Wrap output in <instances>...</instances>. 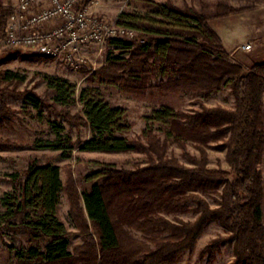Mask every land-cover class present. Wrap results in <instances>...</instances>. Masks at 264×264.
I'll list each match as a JSON object with an SVG mask.
<instances>
[{
    "label": "trees",
    "instance_id": "obj_1",
    "mask_svg": "<svg viewBox=\"0 0 264 264\" xmlns=\"http://www.w3.org/2000/svg\"><path fill=\"white\" fill-rule=\"evenodd\" d=\"M2 9L0 0V31H5ZM219 9L221 15L237 12L230 7ZM209 21L194 8H179L171 2L161 6L158 17L121 14L117 24L147 36V41L135 48L126 41H110L126 49L129 57L111 59L92 80L140 94L149 89L157 74L162 80L174 82L176 90L206 98L231 87L233 109L201 104L198 110L186 113L164 107L145 119L141 139L129 140L122 136L131 130L125 109L106 102L95 88L82 90L77 99L76 86L68 80L47 78L54 105H83L84 117L73 118L74 123L88 126L92 138L80 144L81 151L142 153L147 165L132 172L107 165L88 177L91 182L101 181L94 183L89 192L70 194V217L84 239L80 253L75 255L69 248L71 233L58 216L65 190L61 169L32 162L26 179L1 199L4 211L0 212V234L25 233L32 241L44 244L29 249L9 245L17 264H176L181 255L195 250L212 221L219 222L232 235L234 264H264V193L259 169L264 154V62L248 68L229 61V52ZM14 78L7 73L4 80ZM9 96L21 97L3 87L0 80V124L11 114ZM27 100L38 110L44 108V102L32 93L27 94ZM48 109L53 111V107ZM61 132L62 127H56V140H38L34 148L61 151L63 158L69 159L74 144ZM189 141L195 144L200 157L190 155ZM219 142H224L227 150L230 172L208 166L207 149L211 143ZM170 143L183 150L190 166L169 156ZM13 147L11 142L0 141V150ZM12 178L19 182L18 176ZM219 183L224 184L221 200L217 208H212L196 190ZM192 205L199 213L193 222H172L158 215L161 211L186 212ZM124 207V217L134 221L138 231L154 233L148 243L120 227L118 209ZM219 244L216 241L207 248L208 264L214 263Z\"/></svg>",
    "mask_w": 264,
    "mask_h": 264
},
{
    "label": "rangeland",
    "instance_id": "obj_2",
    "mask_svg": "<svg viewBox=\"0 0 264 264\" xmlns=\"http://www.w3.org/2000/svg\"><path fill=\"white\" fill-rule=\"evenodd\" d=\"M171 2L179 8H194L209 18V24L221 38L224 47L229 52L228 60L250 68L255 63L264 62V0H102L93 9L97 16L105 18L110 23H117L121 14H142L158 17L161 6ZM18 5V0H3L2 16L7 23L9 15ZM219 7H230L237 12L230 15H221ZM6 31H0V80L3 87L21 95V97H8L11 114L0 124V141H8L15 145L9 150H0V212L4 211L1 199L5 194L14 191L20 183L26 179L30 164L37 161L41 165H55L61 169V179L65 190L61 194L58 216L67 230L71 233L70 251L77 255L84 245L82 233L77 228L76 222L70 217V194L78 196L89 192L94 183L100 180L89 181L88 177L96 171L111 165L121 171H136L147 165L146 156L142 153H105L83 152L80 144L92 138L88 126L74 123L73 118L84 117L83 105L78 103L71 108L56 106L52 101V94L48 89L47 78H60L68 80L76 86V98L82 90L95 88L102 98L114 107H120L127 112V121L131 130L122 134L129 140H139L146 129L145 119L154 111L164 107H170L178 112H193L200 108L201 104L209 108L224 107L233 109L235 97L231 87L206 98L199 94H187L174 89L175 83L167 78L155 74L149 84V89L144 93H133L119 86L102 84L99 80H92L95 73L104 69L111 59H128L129 52L121 46L112 44H91L83 49V55L88 65L80 69L68 66L62 61L43 58L31 53H21L8 49L5 45ZM147 36L138 32L133 41H128L132 48L147 41ZM250 47V49H245ZM10 52L13 57L10 58ZM7 73L14 75L10 82L4 80ZM32 93L44 102V108L38 110L34 104L27 100V94ZM53 107V111L48 109ZM68 116V117H67ZM73 119V121H71ZM262 140L264 142V96L262 106ZM61 126V134L70 137L74 144L72 156L63 158V152L53 150H38L34 143L38 140L54 141L57 136L56 127ZM164 139L163 134L160 136ZM187 150L190 155L200 157V152L192 142H187ZM169 156L177 158L181 163L190 166V162L184 157L183 150L174 143L169 144ZM209 168L230 172L227 162V150L224 142L211 143L207 149ZM260 172L263 178L264 193V154ZM13 176L19 177L15 183ZM233 177L230 178L232 180ZM224 184L209 185L206 188L197 189L212 208H217L221 200ZM84 205L81 201V207ZM121 209V208H120ZM118 209L120 227L125 232L142 242L148 243L154 233L141 232L131 219L124 217L127 208ZM264 211V194H263ZM198 211L192 205L186 212L167 213L161 211L158 215L172 222L182 220L193 222L198 217ZM77 216V213H74ZM80 217L82 215L80 214ZM78 217V218H80ZM90 230L93 227L88 223ZM136 229H135V228ZM94 233V232H93ZM219 241V251L215 255L213 264H234L236 256L234 252V239L232 235L217 221L208 224L193 252L181 255L176 264H208L210 254L207 248ZM18 249H29L44 244H39L25 233L4 231L0 234V264H17L13 255L9 253L8 246Z\"/></svg>",
    "mask_w": 264,
    "mask_h": 264
},
{
    "label": "built area",
    "instance_id": "obj_3",
    "mask_svg": "<svg viewBox=\"0 0 264 264\" xmlns=\"http://www.w3.org/2000/svg\"><path fill=\"white\" fill-rule=\"evenodd\" d=\"M102 0H18L6 23L5 45L80 69L91 44L133 41L138 32L95 15ZM245 49H250L247 47Z\"/></svg>",
    "mask_w": 264,
    "mask_h": 264
},
{
    "label": "crops",
    "instance_id": "obj_4",
    "mask_svg": "<svg viewBox=\"0 0 264 264\" xmlns=\"http://www.w3.org/2000/svg\"><path fill=\"white\" fill-rule=\"evenodd\" d=\"M264 61V60H263ZM263 63V62H262ZM256 64V63H255Z\"/></svg>",
    "mask_w": 264,
    "mask_h": 264
}]
</instances>
